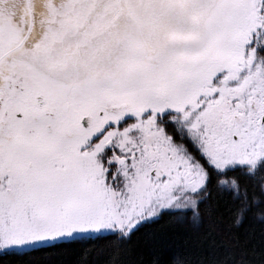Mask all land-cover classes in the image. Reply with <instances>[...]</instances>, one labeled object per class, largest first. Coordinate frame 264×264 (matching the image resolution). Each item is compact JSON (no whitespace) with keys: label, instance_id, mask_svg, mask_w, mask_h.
<instances>
[{"label":"snow or ice","instance_id":"snow-or-ice-1","mask_svg":"<svg viewBox=\"0 0 264 264\" xmlns=\"http://www.w3.org/2000/svg\"><path fill=\"white\" fill-rule=\"evenodd\" d=\"M0 264H264V0H0Z\"/></svg>","mask_w":264,"mask_h":264},{"label":"trees","instance_id":"trees-1","mask_svg":"<svg viewBox=\"0 0 264 264\" xmlns=\"http://www.w3.org/2000/svg\"><path fill=\"white\" fill-rule=\"evenodd\" d=\"M157 231L163 232L168 237V251L171 253L186 235L188 225L181 223L176 218L165 219L159 226H155ZM147 252V249H145Z\"/></svg>","mask_w":264,"mask_h":264}]
</instances>
